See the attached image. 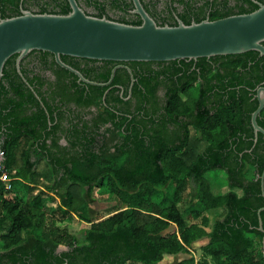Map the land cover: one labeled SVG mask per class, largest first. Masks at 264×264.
Masks as SVG:
<instances>
[{"label": "trees", "instance_id": "1", "mask_svg": "<svg viewBox=\"0 0 264 264\" xmlns=\"http://www.w3.org/2000/svg\"><path fill=\"white\" fill-rule=\"evenodd\" d=\"M77 1L92 15L141 23L140 17L130 12L131 0ZM159 1L165 5L161 10ZM244 1L246 7L236 2L225 11H210L209 19L257 8L252 0ZM195 2L141 0L158 24L169 25L177 24L171 10L174 3L183 5L177 16L185 24L203 20V8L195 7ZM44 4L37 12L64 14L70 10L67 0H46ZM233 8L238 11L233 12ZM222 57L224 67L235 70L236 78H243L238 67L252 62L251 72L255 73L261 68L259 62H264L257 51ZM9 58L0 81V146L11 178L9 188L0 181V264H159L165 255L176 254L187 255L176 264H264V210L260 213L263 230L258 228L257 216L258 208L264 206L260 187L264 136L259 132L254 141L250 115L257 102H248L246 81H227L239 85L238 89H227L218 81L215 149L151 148L141 137L135 148L97 151L78 131L75 141L67 135L69 145L65 146L58 144L57 138L48 144V133L41 139L42 134L36 130L39 110L30 115L36 114L35 120L22 117V101L7 97V81L16 92L14 97L23 94L22 85L13 82L19 79L7 73ZM61 59L91 79H107V75L90 76L89 70L79 67L72 57L62 55ZM216 72L223 77L219 69ZM258 76L264 78V67ZM176 93H169L163 106L165 113L177 109ZM256 121L264 128V107ZM144 133H148L147 128ZM248 167L254 170L251 176L246 173ZM217 168L224 170L227 178L228 190L223 193H214L207 177ZM187 181L195 186L185 191ZM14 186L21 187L25 196L20 197ZM167 186L172 188L171 193L163 191ZM184 191L188 205L180 209ZM96 192L115 202L90 216L86 214L88 199H101ZM210 209H220L211 223L207 215ZM65 220L89 223L83 240L59 226ZM201 238L208 241L201 245L202 256L195 260L189 248ZM60 246L65 249L58 250Z\"/></svg>", "mask_w": 264, "mask_h": 264}, {"label": "flooded vegetation", "instance_id": "2", "mask_svg": "<svg viewBox=\"0 0 264 264\" xmlns=\"http://www.w3.org/2000/svg\"><path fill=\"white\" fill-rule=\"evenodd\" d=\"M45 1L0 0V19L18 15L22 9L37 12ZM195 1V7L203 8L204 19H209L210 11L217 8L225 11L227 7H234L236 2L244 7L248 5L244 0ZM163 6L159 1L158 10ZM171 10L176 21L180 19L177 13L183 10V5L174 3ZM236 11L238 9L233 8V12ZM10 58L7 73L14 80L19 79L13 82L14 85H22L23 94L15 95V98L16 92L7 81V97L22 101V117L39 110L40 121L36 130L42 134L41 139L48 133L45 139L48 144L57 138L56 142L65 146L69 145L67 135L73 136L74 140L78 131L84 134L86 142L93 143L97 151L105 148L114 150L116 147L135 148L142 138L151 148L215 149V90L218 89V81L227 89L239 87L229 85L227 81H246L248 102L255 99L257 105L256 92L264 86V78L258 76L264 62H259L261 68L255 73L251 72L252 62L244 68L238 67V74L243 78H236L233 74L235 70L224 67L225 58L222 55L146 63L72 57L79 67L89 70L90 76L107 75L106 80L99 81L66 63L89 80L82 81L58 65L53 55L36 50L22 56L19 62L16 54ZM218 69L223 77L217 75ZM175 91L178 92L177 109L172 108L165 113L163 106L169 99V93ZM35 116H30V120H35ZM144 128H147V134ZM124 136L126 141H123ZM76 149L80 150L78 146Z\"/></svg>", "mask_w": 264, "mask_h": 264}, {"label": "water", "instance_id": "3", "mask_svg": "<svg viewBox=\"0 0 264 264\" xmlns=\"http://www.w3.org/2000/svg\"><path fill=\"white\" fill-rule=\"evenodd\" d=\"M131 1L130 12L140 17V24L92 15L77 0H67L70 10L64 14L22 9L18 15L1 18L0 81L9 57L16 54L19 62L34 50L51 53L58 65L82 81L89 80L66 64L62 55L120 62L197 59L247 51H257L264 57V3L254 0L257 8L250 12L189 24L178 19L176 25H169L158 24L141 0ZM256 96L258 105L250 116L254 141L258 132L264 136V128L256 121L264 107V86L258 88ZM260 187L264 197V168ZM263 210L264 206L257 210L260 230H263L260 215ZM262 244L264 252V238Z\"/></svg>", "mask_w": 264, "mask_h": 264}, {"label": "rangeland", "instance_id": "4", "mask_svg": "<svg viewBox=\"0 0 264 264\" xmlns=\"http://www.w3.org/2000/svg\"><path fill=\"white\" fill-rule=\"evenodd\" d=\"M89 10L90 9H86ZM0 142H1V137H0ZM246 173L251 176L254 174V170L248 167V170L246 171ZM207 177L210 180L211 183V187H212V191L214 193H223L225 191L228 190V186H227V178H226V174L225 171L222 169H214L211 170L207 173ZM188 182V181H187ZM191 184V185H190ZM191 186V187H190ZM195 184L193 182H188L187 187L185 188V191H188L191 188H194ZM15 187V186H14ZM15 189H17L16 191L18 192V195L20 197H24L25 193L23 191V189L21 187L16 186ZM163 191L165 193H171L172 188L171 187H164ZM184 191V192H185ZM97 196L100 197L101 199H88V207L86 209V214L90 215V216H95V214H97V211L101 208H104L107 205H111L115 202V200H110L108 198H103L104 196L106 197V194H100L97 193ZM188 196L185 195L182 196L181 198V202L178 204V206L180 207V209H184L186 208L187 202H186V198ZM125 206V205H124ZM220 212V209H210L207 212V215L210 219V223L212 222V220L215 218V216L218 215V213ZM89 223L83 220H65L63 222H61L59 224L60 227H63L65 230H67L70 234H72L74 237H76L78 240H83V233L84 230L88 227ZM207 238H201L199 239L198 243H193L190 246V252L192 253V255L194 256L195 260H198L201 256H202V250H201V245H203L205 242H207ZM65 249L64 246H60L58 248V250H62ZM187 256L184 254H176V255H165L164 258L159 262V264H176L177 261H179L181 258ZM209 259V262H211L210 258L207 257Z\"/></svg>", "mask_w": 264, "mask_h": 264}, {"label": "built area", "instance_id": "5", "mask_svg": "<svg viewBox=\"0 0 264 264\" xmlns=\"http://www.w3.org/2000/svg\"><path fill=\"white\" fill-rule=\"evenodd\" d=\"M4 159L5 154L0 146V181L4 184L6 188H9L11 184V178L9 177L8 172L6 170Z\"/></svg>", "mask_w": 264, "mask_h": 264}, {"label": "crops", "instance_id": "6", "mask_svg": "<svg viewBox=\"0 0 264 264\" xmlns=\"http://www.w3.org/2000/svg\"><path fill=\"white\" fill-rule=\"evenodd\" d=\"M198 241H199V240H198ZM198 241H195L194 243H198ZM207 241H208V240H207ZM205 243H206V242H205ZM205 243H204V244H205ZM167 256H169V255H167Z\"/></svg>", "mask_w": 264, "mask_h": 264}]
</instances>
